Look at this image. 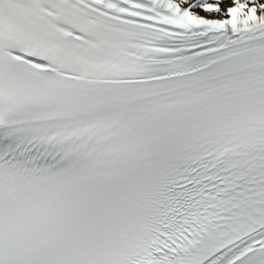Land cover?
Returning a JSON list of instances; mask_svg holds the SVG:
<instances>
[{
    "label": "snow or ice",
    "instance_id": "obj_1",
    "mask_svg": "<svg viewBox=\"0 0 264 264\" xmlns=\"http://www.w3.org/2000/svg\"><path fill=\"white\" fill-rule=\"evenodd\" d=\"M0 264H264V0H0Z\"/></svg>",
    "mask_w": 264,
    "mask_h": 264
}]
</instances>
